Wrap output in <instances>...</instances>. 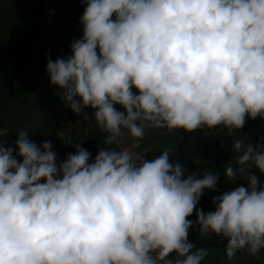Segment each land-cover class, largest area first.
<instances>
[{"label": "clouds", "instance_id": "1", "mask_svg": "<svg viewBox=\"0 0 264 264\" xmlns=\"http://www.w3.org/2000/svg\"><path fill=\"white\" fill-rule=\"evenodd\" d=\"M82 37L49 59L50 84L82 119L92 109L106 145L146 130L193 133L264 121V0H81ZM121 110H117L116 106ZM0 128V264H201L190 230L227 240L229 259L264 249V143L236 139L239 184L198 208L219 175L188 174L171 153L108 148L57 162L50 140ZM72 144L71 141H66ZM232 167L226 176L233 178ZM195 213L196 220L189 219ZM175 253L174 259H169Z\"/></svg>", "mask_w": 264, "mask_h": 264}, {"label": "trees", "instance_id": "2", "mask_svg": "<svg viewBox=\"0 0 264 264\" xmlns=\"http://www.w3.org/2000/svg\"><path fill=\"white\" fill-rule=\"evenodd\" d=\"M85 7L81 0H0V128L6 130L2 137L5 147L14 146L19 132L25 131L38 146L50 140L58 163L75 152L76 143L91 153L90 162L98 149L121 150L119 145L104 143L108 134L97 126L92 109H85L89 113L85 120L66 106L62 92L50 84L46 71L49 59L69 57L71 44L82 37L79 21ZM236 139H243L245 145L264 143V121L248 119L240 131L231 135L223 126L176 134L149 129L142 140L133 139V152L152 159L168 150L173 163H181L198 179L208 171L219 175L216 191L205 190L197 206L207 213L214 210L212 199L220 191L239 184L247 186L248 173L241 175L237 163L243 153L232 150ZM228 167L237 171L235 177L226 176ZM249 171L264 184V174L256 169ZM189 219L195 221V213ZM189 241L195 245L193 251L206 250L201 264H264V249L259 259L246 250L229 259L227 240L215 234L202 235L193 229ZM174 258L175 253L169 257Z\"/></svg>", "mask_w": 264, "mask_h": 264}, {"label": "rangeland", "instance_id": "3", "mask_svg": "<svg viewBox=\"0 0 264 264\" xmlns=\"http://www.w3.org/2000/svg\"><path fill=\"white\" fill-rule=\"evenodd\" d=\"M133 146H134L133 138H130L127 134L121 139V142L119 144V148L121 150H128L131 152H133Z\"/></svg>", "mask_w": 264, "mask_h": 264}]
</instances>
